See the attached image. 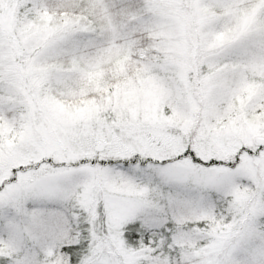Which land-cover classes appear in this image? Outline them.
Here are the masks:
<instances>
[{
    "label": "snow or ice",
    "instance_id": "snow-or-ice-1",
    "mask_svg": "<svg viewBox=\"0 0 264 264\" xmlns=\"http://www.w3.org/2000/svg\"><path fill=\"white\" fill-rule=\"evenodd\" d=\"M0 264H264V0H0Z\"/></svg>",
    "mask_w": 264,
    "mask_h": 264
}]
</instances>
